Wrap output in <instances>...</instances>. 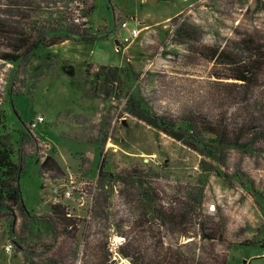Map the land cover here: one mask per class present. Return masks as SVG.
<instances>
[{
  "label": "rangeland",
  "instance_id": "374dc122",
  "mask_svg": "<svg viewBox=\"0 0 264 264\" xmlns=\"http://www.w3.org/2000/svg\"><path fill=\"white\" fill-rule=\"evenodd\" d=\"M10 1L23 3L0 0V20L15 23ZM34 1L40 9L65 4L96 39L0 61L22 201L12 236L0 220V264H131L121 246L142 264H264V144H226L214 163L189 146L207 145L205 130L219 123L230 131L247 123L251 108L232 95L234 82L217 79L223 67L201 53L243 59L248 37L264 51V0H93L88 18L78 11L91 0ZM124 21L139 31L129 43ZM111 32L118 51L105 38ZM113 69L116 78H106ZM258 85L259 102L264 73ZM252 115L264 124V107ZM182 120L191 131L178 128ZM45 158L59 170L40 173ZM55 187L70 226L49 210ZM175 213L184 216L173 221ZM29 215L40 218L39 230Z\"/></svg>",
  "mask_w": 264,
  "mask_h": 264
},
{
  "label": "trees",
  "instance_id": "16d2710c",
  "mask_svg": "<svg viewBox=\"0 0 264 264\" xmlns=\"http://www.w3.org/2000/svg\"><path fill=\"white\" fill-rule=\"evenodd\" d=\"M166 2L168 0H157ZM17 2V1H16ZM10 1V5L15 8L16 22L9 23L0 20V61L9 64H17L23 60L27 55L34 54L39 49L51 48L64 41L79 40L94 42L95 37L90 34L89 22L86 21L81 24H75L73 14L68 11V8L56 7V2L52 6L34 7V0L21 1L16 3ZM91 6L84 12L80 9L78 12L81 18H88L90 11L93 9V0ZM51 4V1L48 3ZM21 5V6H19ZM26 7L22 11L19 7ZM241 48L247 53L243 59H233L224 54L223 49H207L201 53L203 57L211 62L223 67L224 73L216 74L217 79L231 80L236 90L234 95L238 102L247 104L251 111L245 113L244 122L242 127L230 131L227 124H217V130L207 129L206 133L213 137L207 142V145L198 143L190 148L196 151L200 156L205 157L208 161L214 163L216 152L223 148L226 144L236 146L238 148L257 147L264 144V124L258 120H253L252 113L254 110L260 112L264 107V95H261L259 102L257 101L255 90L259 83V74L264 73V51L257 43L250 37L240 40ZM50 58V57H49ZM39 59H44L40 58ZM67 68V67H66ZM88 74H91L88 72ZM116 78V70H110L106 78ZM104 78V76L102 77ZM104 78V79H106ZM249 92V94L247 93ZM242 93H247L248 98L239 99ZM247 96V95H246ZM253 96V98L251 97ZM1 105V104H0ZM256 105V106H255ZM141 109L144 108L139 105ZM250 117L251 121L246 119ZM5 115L0 108V220L6 223L9 236H12L15 228V212L17 209L22 208L21 194L19 189V176L21 167L19 163L14 160V150L10 142V135L6 132L4 126ZM253 120V121H252ZM178 128L183 129L185 132L191 131V122L189 120L180 122ZM249 125V132L244 131V126ZM171 127H174L171 125ZM221 131V132H220ZM257 145V146H256ZM51 163V164H50ZM59 170L57 164L45 158L40 165V173L44 168ZM217 170V169H216ZM43 172V171H42ZM219 169L216 173H219ZM220 174V173H219ZM50 212L55 216L56 220L61 221L64 225L70 226L72 220L66 216L63 207L58 203L50 206ZM182 213H175L172 215L173 221L177 217H183ZM30 224L37 230L40 229L38 216H28ZM203 239L214 240V235H203ZM117 253L123 258L130 260L131 264H142L137 260H133L131 254L124 249L123 246L118 248ZM225 259L222 261L224 264Z\"/></svg>",
  "mask_w": 264,
  "mask_h": 264
},
{
  "label": "built area",
  "instance_id": "2783aa9c",
  "mask_svg": "<svg viewBox=\"0 0 264 264\" xmlns=\"http://www.w3.org/2000/svg\"><path fill=\"white\" fill-rule=\"evenodd\" d=\"M119 26L121 28H126L128 30V35L126 37H124V39H123V42L124 43H129L130 41H132L134 38H136L138 36L139 31L136 28H129L128 27V24L125 21L124 22H121L119 24ZM119 49H120V46H117V50H119ZM42 121H43L42 118L41 117H38L36 119V122H32L31 124L28 125L29 130L32 132L36 128V125L38 123H41ZM69 183H71V181ZM58 190H59L58 187L57 188L55 187L53 189V192H54V195H55V197H54V200H55L54 201V204L59 202L58 201V199H59L58 198V194L60 192H58ZM71 193L72 192L70 191V189H68L65 192V194H64L65 195V198L70 199V197H71L70 195H72ZM4 250L8 253L10 251V245H6L5 248H4Z\"/></svg>",
  "mask_w": 264,
  "mask_h": 264
},
{
  "label": "crops",
  "instance_id": "0c3cea01",
  "mask_svg": "<svg viewBox=\"0 0 264 264\" xmlns=\"http://www.w3.org/2000/svg\"><path fill=\"white\" fill-rule=\"evenodd\" d=\"M121 28V27H120ZM130 28H136L135 26H131ZM122 29H124V30H126V33H128V30L126 29V28H122ZM114 33H115V36H116V32H111V33H109V34H107L106 36H105V38H108V39H110V40H114V39H116V38H112L113 37V35H114ZM65 42H67V41H64V42H62V43H60V44H58V45H63ZM114 42H115V50L116 51H118L117 50V46H119V43H118V41L117 40H114ZM50 56H52V55H50Z\"/></svg>",
  "mask_w": 264,
  "mask_h": 264
},
{
  "label": "water",
  "instance_id": "95a60500",
  "mask_svg": "<svg viewBox=\"0 0 264 264\" xmlns=\"http://www.w3.org/2000/svg\"><path fill=\"white\" fill-rule=\"evenodd\" d=\"M147 2H149V3H154V2H156L157 0H146Z\"/></svg>",
  "mask_w": 264,
  "mask_h": 264
}]
</instances>
